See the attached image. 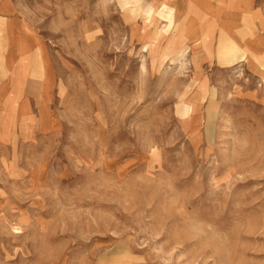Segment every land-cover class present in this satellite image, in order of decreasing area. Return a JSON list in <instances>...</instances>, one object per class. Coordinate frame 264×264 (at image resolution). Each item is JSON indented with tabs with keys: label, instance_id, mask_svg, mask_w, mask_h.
Masks as SVG:
<instances>
[{
	"label": "rangeland",
	"instance_id": "rangeland-1",
	"mask_svg": "<svg viewBox=\"0 0 264 264\" xmlns=\"http://www.w3.org/2000/svg\"><path fill=\"white\" fill-rule=\"evenodd\" d=\"M245 3L198 39L163 0H22L0 264H264V0Z\"/></svg>",
	"mask_w": 264,
	"mask_h": 264
},
{
	"label": "crops",
	"instance_id": "crops-1",
	"mask_svg": "<svg viewBox=\"0 0 264 264\" xmlns=\"http://www.w3.org/2000/svg\"><path fill=\"white\" fill-rule=\"evenodd\" d=\"M240 1L239 4H236L235 0H163V3H170V10L174 13L176 22H179V26L185 27L183 35L190 37V35L193 36L195 34L199 39L201 36L210 35V32L207 30L208 28H215L221 25L218 23V13L222 12L225 14L228 11L242 10L238 8L234 9L231 6L236 7L241 5L247 9V4L245 3L247 0ZM169 25L166 24L165 26L168 27ZM23 28L25 29V24L22 21V0H0V59L5 61V67L11 72L10 89L12 88V94L5 100L8 125H14L17 121L22 123V114L17 115L13 120L8 114L9 108L22 107V92L16 100L17 95L15 86L12 85L13 74L11 68L15 65V61H17V65L21 63L22 67V60L33 59V54H36V50L33 52L27 51L29 47L26 50H22V43L29 36L33 41L31 46L36 45L35 37L29 35L27 32L25 33ZM1 128L4 129V124Z\"/></svg>",
	"mask_w": 264,
	"mask_h": 264
},
{
	"label": "bare ground",
	"instance_id": "bare-ground-1",
	"mask_svg": "<svg viewBox=\"0 0 264 264\" xmlns=\"http://www.w3.org/2000/svg\"><path fill=\"white\" fill-rule=\"evenodd\" d=\"M18 230V229H17Z\"/></svg>",
	"mask_w": 264,
	"mask_h": 264
}]
</instances>
